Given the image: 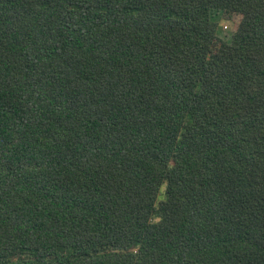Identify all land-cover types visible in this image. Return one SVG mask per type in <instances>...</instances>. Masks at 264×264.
<instances>
[{"label": "trees", "instance_id": "obj_1", "mask_svg": "<svg viewBox=\"0 0 264 264\" xmlns=\"http://www.w3.org/2000/svg\"><path fill=\"white\" fill-rule=\"evenodd\" d=\"M0 264H264V0H0Z\"/></svg>", "mask_w": 264, "mask_h": 264}, {"label": "rangeland", "instance_id": "obj_2", "mask_svg": "<svg viewBox=\"0 0 264 264\" xmlns=\"http://www.w3.org/2000/svg\"><path fill=\"white\" fill-rule=\"evenodd\" d=\"M230 18V17H229ZM216 19L219 21L221 32L220 35L227 41L231 40L232 34L236 27V22L233 19H228L227 16L216 15Z\"/></svg>", "mask_w": 264, "mask_h": 264}]
</instances>
